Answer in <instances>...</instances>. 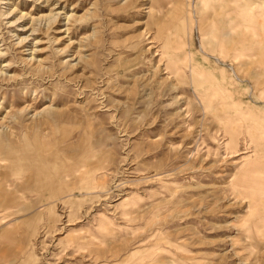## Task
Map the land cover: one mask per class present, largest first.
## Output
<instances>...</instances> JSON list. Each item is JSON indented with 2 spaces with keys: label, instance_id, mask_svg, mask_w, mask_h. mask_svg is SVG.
<instances>
[{
  "label": "rangeland",
  "instance_id": "rangeland-1",
  "mask_svg": "<svg viewBox=\"0 0 264 264\" xmlns=\"http://www.w3.org/2000/svg\"><path fill=\"white\" fill-rule=\"evenodd\" d=\"M0 71V264H264V0H0Z\"/></svg>",
  "mask_w": 264,
  "mask_h": 264
},
{
  "label": "bare ground",
  "instance_id": "bare-ground-1",
  "mask_svg": "<svg viewBox=\"0 0 264 264\" xmlns=\"http://www.w3.org/2000/svg\"><path fill=\"white\" fill-rule=\"evenodd\" d=\"M142 8V7H141ZM46 27V26H45ZM77 64V63H76ZM74 65V64H73ZM1 72V71H0ZM3 75V74H2ZM38 116V115H37ZM38 118V117H37Z\"/></svg>",
  "mask_w": 264,
  "mask_h": 264
}]
</instances>
